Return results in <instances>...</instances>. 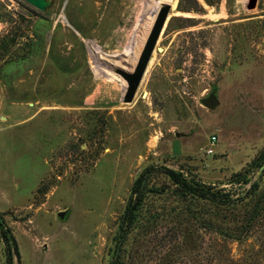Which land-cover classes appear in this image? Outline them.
<instances>
[{"label":"rangeland","instance_id":"1","mask_svg":"<svg viewBox=\"0 0 264 264\" xmlns=\"http://www.w3.org/2000/svg\"><path fill=\"white\" fill-rule=\"evenodd\" d=\"M158 1L47 0L41 11L0 0V221L18 246L12 264H107L132 187L156 166L242 204L216 209L154 175L164 192L147 209L162 218L146 243L161 246L143 264L169 249L175 264H264V0H176L124 104L111 69L133 71L126 51ZM212 94L215 110L202 103Z\"/></svg>","mask_w":264,"mask_h":264},{"label":"trees","instance_id":"2","mask_svg":"<svg viewBox=\"0 0 264 264\" xmlns=\"http://www.w3.org/2000/svg\"><path fill=\"white\" fill-rule=\"evenodd\" d=\"M156 174L165 177L177 186L185 197L191 200L208 202L216 209L235 208L242 204L240 198L235 199L232 193L226 191V189L206 187L203 184L192 182L181 172L165 166L148 168L139 176L132 187L124 213L120 218V237L112 258L107 264H143L148 257L156 253V245L161 246V243H155V245L146 243L149 236L157 230L162 218L158 211L151 214L147 209L150 201H154L156 197L164 192V190L156 191L153 187H150L151 179ZM242 176L241 173L237 174L234 179L240 181ZM0 229V235H2V239L7 246L9 262L12 264V249L15 255L20 258L16 239L12 234L8 235L10 229L3 221H0ZM216 233H218L217 230ZM186 244L178 243L176 249L184 251ZM222 245L226 247L224 243ZM174 251L175 249H169L167 259L164 257L151 261L155 264H175ZM158 254L160 253L158 252Z\"/></svg>","mask_w":264,"mask_h":264},{"label":"water","instance_id":"3","mask_svg":"<svg viewBox=\"0 0 264 264\" xmlns=\"http://www.w3.org/2000/svg\"><path fill=\"white\" fill-rule=\"evenodd\" d=\"M30 5L35 8L45 11L48 7L47 0H26ZM168 2H175L176 0H166ZM256 0H253L252 6L250 9L255 7ZM171 11V7L169 5H163L153 23L151 31L147 37V40L144 44L143 50L140 54L138 62L132 72H128L119 67H112L111 72L120 76L123 80L126 81L127 87L123 96L124 104H131L134 102V99L137 95V92L140 88L142 80L147 72L148 66L152 60L153 54L156 50L160 35L166 25L169 14ZM202 103L205 107L210 110H215L220 102L215 94L210 95L209 97L202 100ZM65 215L62 213L60 217H64Z\"/></svg>","mask_w":264,"mask_h":264},{"label":"bare ground","instance_id":"4","mask_svg":"<svg viewBox=\"0 0 264 264\" xmlns=\"http://www.w3.org/2000/svg\"><path fill=\"white\" fill-rule=\"evenodd\" d=\"M163 5H169L171 7V9L173 10L176 7V1L175 2H168L166 0H159L157 2V6L154 8L153 15L148 20V22L145 24V28L141 32V36L137 40L136 46L135 47H132V48H129L126 51L127 60H128L127 61V64H128L127 66H129L130 70L135 67V65H136V63H137V61H138V59L140 57V54H141V52L143 50L144 44H145V42L147 40V37H148V35H149L150 31H151V28L153 26V23H154V21L156 19V16H157L160 8ZM153 61H154V59L151 60L150 66L153 63ZM124 70H126V69L124 68ZM121 83L123 84V89L125 90V88L127 87L126 81L125 80H121Z\"/></svg>","mask_w":264,"mask_h":264},{"label":"built area","instance_id":"5","mask_svg":"<svg viewBox=\"0 0 264 264\" xmlns=\"http://www.w3.org/2000/svg\"><path fill=\"white\" fill-rule=\"evenodd\" d=\"M216 140H217L216 137H212V139H211V141H212V142H211V143H212V146L215 145V141H216ZM207 152L210 153V154L213 153L212 149L208 150Z\"/></svg>","mask_w":264,"mask_h":264}]
</instances>
